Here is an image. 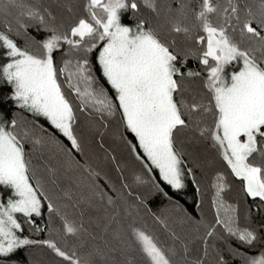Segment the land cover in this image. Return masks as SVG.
Masks as SVG:
<instances>
[{
    "label": "snow or ice",
    "instance_id": "1",
    "mask_svg": "<svg viewBox=\"0 0 264 264\" xmlns=\"http://www.w3.org/2000/svg\"><path fill=\"white\" fill-rule=\"evenodd\" d=\"M142 7L158 22L143 18ZM85 11L88 18L65 26L44 0H0V86H10L0 107L10 101L52 129L0 111V264H37L38 247L52 264H208L213 252L215 264H229L209 240L224 243L242 264H264V249L252 254L228 243L250 250L264 244V224L251 223L254 211H264V0H87ZM192 59L202 67L193 70ZM189 81H199L200 90ZM78 113L87 115L101 148L115 123L116 139L140 168L129 169L104 148L117 171L113 182L76 161L91 178V194L74 200L45 153H64L66 168L73 153H85ZM204 141L215 158L202 156ZM217 160L227 174L217 170L210 184L213 220L194 221L204 228L200 256L192 257L194 241L182 240L165 218L151 213L170 245L140 226L132 210H148L147 196L171 201L189 177L200 191L196 170ZM229 175L255 204L244 209L243 225L239 204L225 198ZM97 201L123 207L126 226L110 216L96 224L99 233L86 227ZM42 233L47 237L35 238Z\"/></svg>",
    "mask_w": 264,
    "mask_h": 264
},
{
    "label": "trees",
    "instance_id": "2",
    "mask_svg": "<svg viewBox=\"0 0 264 264\" xmlns=\"http://www.w3.org/2000/svg\"><path fill=\"white\" fill-rule=\"evenodd\" d=\"M46 6H50V10L57 16L58 22H63L65 26H68L74 23L78 18L87 17L85 11V5L87 0H44ZM159 3L163 5L165 0H159ZM198 4V0H193V6ZM65 5H69L72 9L71 12L67 10ZM173 7H176V4L173 3ZM141 16L145 19L150 20L152 23H157L158 21L154 18L153 14L145 8H141ZM127 20L130 22V17H127ZM95 53L92 54L94 58ZM189 66L196 70L202 66L198 64V61L195 59L190 60ZM96 75L100 77V82L105 84V87H109L103 80V77L99 75V72L96 70ZM189 88L199 91L200 82L199 81H189ZM111 92V89L109 88ZM10 95V86H0V95ZM6 116H16L17 113H20L23 116H26L28 120H37L39 124H43L45 128H48L49 134L52 132V129L47 125L45 120L41 118H35L31 114L22 112L20 109L8 101L5 103ZM78 131L83 137L85 153L83 155L73 153L75 159L71 164L70 168L64 166V161L68 159L64 153L59 152L54 147H50L46 151L45 156L52 157L50 162L52 165L60 169V187L63 189H71L73 193V199L78 200L81 196L90 195V190L87 187L91 184V178L84 168L80 167L79 164H84L87 162L91 165L93 169L101 172L103 176L105 173L108 177L111 178L113 182H117V171L113 167V162L110 159H106V153L104 148H107L112 155L116 156L117 160L122 163H126L129 166V169L135 168L139 170L140 165L135 162L131 156H129L127 150L120 143L115 136V123L108 129L107 133L104 136V148H101L98 141L100 137L89 131V127L86 123L88 117L84 113H78ZM210 123V121H209ZM58 138L63 141L64 144H69L65 137L57 133ZM31 150L30 145L28 146ZM199 151L202 153V156L207 158H215L216 153L211 147V141L201 142L199 145ZM79 162V164L76 163ZM224 171L227 174V169L222 161L217 160L214 166L210 168H201L196 170L197 181L199 183L200 191H197V185L191 182L189 177V186L181 194L173 196V199L170 201L162 195L152 194L147 196V209L145 207H140L139 214L136 215L135 209H133V215L136 216L137 222L140 226H144L147 230L155 233L161 238L165 244H171L172 240L168 236L167 231L156 222L151 213H155L163 218H165L169 224V228L177 233L180 238L184 241H194L190 244L192 249V257L200 256L202 254V241L198 238L203 235L204 228L198 226L194 221H212L214 218V208L211 203L213 197V190L210 188V184L214 178L215 172ZM65 176L67 178H65ZM229 183L232 185L231 190L226 193V199L230 203H238L241 211V225L245 223L243 219V212L246 207L255 208V204L251 199L245 197L242 186L240 182L232 177L228 176ZM103 183V181H101ZM79 185V187H77ZM139 191L146 192V189H139ZM171 194V193H170ZM115 195V194H113ZM178 202V206L177 203ZM99 206L98 210H92L87 212L84 221L85 226L89 227L90 230L99 233L100 229L96 227V224H104L108 222L110 216H116L118 222L127 224L126 212L123 207L112 208L104 204H100L97 201ZM47 219L45 216L44 219L40 220V223L43 224ZM251 223L253 226L259 227L261 224H264V211L253 212ZM118 226L116 223H113V227ZM199 228V230H197ZM264 235V232H262ZM47 237V233H42L36 236L35 238L43 239ZM233 247L240 248L243 252H250L255 254L260 250L264 249V244H259L255 249H248L238 244L234 239L228 241ZM209 244H212L214 247H220L223 249V254L225 259L228 260L229 264H242L241 259L233 258L230 249L222 242L209 240ZM212 250L210 249V252ZM28 256V253H21L17 258L24 259ZM32 259H34L37 264H52L53 257L48 253L47 249L35 248L32 252ZM208 264H215V254L214 252L207 258ZM140 264H143L141 261Z\"/></svg>",
    "mask_w": 264,
    "mask_h": 264
},
{
    "label": "rangeland",
    "instance_id": "3",
    "mask_svg": "<svg viewBox=\"0 0 264 264\" xmlns=\"http://www.w3.org/2000/svg\"><path fill=\"white\" fill-rule=\"evenodd\" d=\"M125 22H126V23L129 22V21L127 20V17L125 18ZM94 56H95V55H94ZM93 62L95 63L94 59H93ZM97 71L99 72V75H101L98 66H97ZM5 108H6V105H5V103H4L3 106L0 107V111H2V112L6 115ZM41 119L44 120V118H42V117H41Z\"/></svg>",
    "mask_w": 264,
    "mask_h": 264
}]
</instances>
